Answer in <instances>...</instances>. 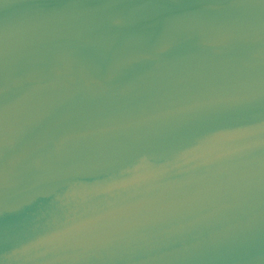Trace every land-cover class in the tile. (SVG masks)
I'll list each match as a JSON object with an SVG mask.
<instances>
[{
	"label": "water",
	"instance_id": "obj_1",
	"mask_svg": "<svg viewBox=\"0 0 264 264\" xmlns=\"http://www.w3.org/2000/svg\"><path fill=\"white\" fill-rule=\"evenodd\" d=\"M0 264H264V0H0Z\"/></svg>",
	"mask_w": 264,
	"mask_h": 264
}]
</instances>
